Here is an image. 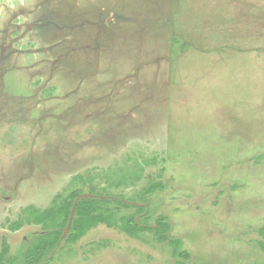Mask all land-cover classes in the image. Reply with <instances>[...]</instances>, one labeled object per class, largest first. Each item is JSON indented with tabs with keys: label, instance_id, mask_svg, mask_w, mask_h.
<instances>
[{
	"label": "rangeland",
	"instance_id": "1",
	"mask_svg": "<svg viewBox=\"0 0 264 264\" xmlns=\"http://www.w3.org/2000/svg\"><path fill=\"white\" fill-rule=\"evenodd\" d=\"M76 192L118 226L43 264H175L139 206L188 264H264V0H0V253Z\"/></svg>",
	"mask_w": 264,
	"mask_h": 264
},
{
	"label": "trees",
	"instance_id": "2",
	"mask_svg": "<svg viewBox=\"0 0 264 264\" xmlns=\"http://www.w3.org/2000/svg\"><path fill=\"white\" fill-rule=\"evenodd\" d=\"M164 186L160 183L151 184L145 191V196L161 191ZM81 192L72 194L58 209H51L44 212L30 213V223L40 225L43 235L38 236L24 252L21 261L16 257H9L8 252L0 253V264H43L50 253L59 245L64 237L65 230H68L66 242L77 243L84 238L89 231L100 224L110 227H117L114 213L108 212L106 205L113 201H101L99 199L84 198L79 200L75 206V213L72 215L76 200L81 197ZM120 204L119 202H116ZM147 209L143 206L136 208V214L129 220H124L121 229L134 236L139 232L152 231L159 243H168L173 250L176 259L175 264H188L189 255L183 251V242L180 239H171V225L166 218H160L155 227L141 226L135 221L137 215H142ZM125 219V218H122ZM19 230L20 226H14Z\"/></svg>",
	"mask_w": 264,
	"mask_h": 264
},
{
	"label": "water",
	"instance_id": "3",
	"mask_svg": "<svg viewBox=\"0 0 264 264\" xmlns=\"http://www.w3.org/2000/svg\"><path fill=\"white\" fill-rule=\"evenodd\" d=\"M80 198V197H79ZM79 198L76 200V202H75V205H74V208H73V210H72V215H74V213H75V206L77 205V203L79 202ZM84 199V198H83Z\"/></svg>",
	"mask_w": 264,
	"mask_h": 264
}]
</instances>
